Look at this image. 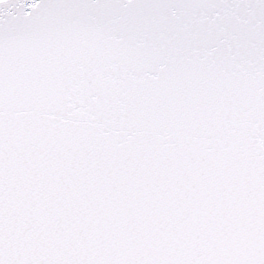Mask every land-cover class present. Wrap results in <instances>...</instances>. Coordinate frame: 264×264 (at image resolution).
I'll use <instances>...</instances> for the list:
<instances>
[{
    "label": "snow or ice",
    "instance_id": "obj_1",
    "mask_svg": "<svg viewBox=\"0 0 264 264\" xmlns=\"http://www.w3.org/2000/svg\"><path fill=\"white\" fill-rule=\"evenodd\" d=\"M0 264H264V0H0Z\"/></svg>",
    "mask_w": 264,
    "mask_h": 264
}]
</instances>
